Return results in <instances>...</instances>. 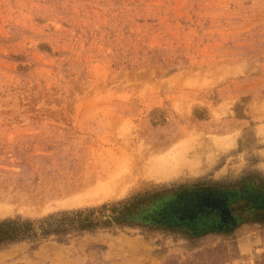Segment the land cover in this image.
<instances>
[{"label":"rangeland","instance_id":"obj_1","mask_svg":"<svg viewBox=\"0 0 264 264\" xmlns=\"http://www.w3.org/2000/svg\"><path fill=\"white\" fill-rule=\"evenodd\" d=\"M4 223L0 264H264V0H0Z\"/></svg>","mask_w":264,"mask_h":264},{"label":"trees","instance_id":"obj_2","mask_svg":"<svg viewBox=\"0 0 264 264\" xmlns=\"http://www.w3.org/2000/svg\"><path fill=\"white\" fill-rule=\"evenodd\" d=\"M229 197L230 196L218 190L204 189L198 194L193 193L188 198L177 201V206H170V211L167 216L187 217L195 214L203 204L211 205L213 209L221 215L227 210ZM256 199L258 198L256 197ZM15 228V226L11 227L9 223L2 224L0 226V236H6L10 230H14Z\"/></svg>","mask_w":264,"mask_h":264},{"label":"bare ground","instance_id":"obj_3","mask_svg":"<svg viewBox=\"0 0 264 264\" xmlns=\"http://www.w3.org/2000/svg\"><path fill=\"white\" fill-rule=\"evenodd\" d=\"M178 164V163H177ZM124 175V174H123Z\"/></svg>","mask_w":264,"mask_h":264}]
</instances>
